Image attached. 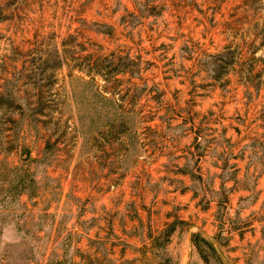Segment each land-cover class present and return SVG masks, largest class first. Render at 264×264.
<instances>
[{"label":"rangeland","instance_id":"rangeland-1","mask_svg":"<svg viewBox=\"0 0 264 264\" xmlns=\"http://www.w3.org/2000/svg\"><path fill=\"white\" fill-rule=\"evenodd\" d=\"M0 264H264V0H0Z\"/></svg>","mask_w":264,"mask_h":264}]
</instances>
